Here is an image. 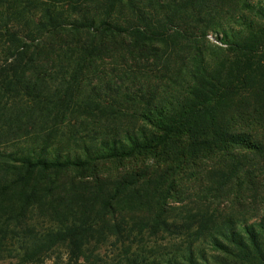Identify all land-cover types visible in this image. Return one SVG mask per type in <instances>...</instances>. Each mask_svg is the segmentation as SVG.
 <instances>
[{
  "label": "trees",
  "instance_id": "obj_1",
  "mask_svg": "<svg viewBox=\"0 0 264 264\" xmlns=\"http://www.w3.org/2000/svg\"><path fill=\"white\" fill-rule=\"evenodd\" d=\"M144 1L0 0V263L63 251L82 264L100 246L194 230L211 253L188 247L168 264H264V212L164 210L203 157L214 189L235 183L240 203L258 193L264 0ZM143 155L152 162L94 174ZM82 170L93 176L67 175ZM130 206L148 212L132 220Z\"/></svg>",
  "mask_w": 264,
  "mask_h": 264
},
{
  "label": "rangeland",
  "instance_id": "obj_2",
  "mask_svg": "<svg viewBox=\"0 0 264 264\" xmlns=\"http://www.w3.org/2000/svg\"><path fill=\"white\" fill-rule=\"evenodd\" d=\"M144 3L145 1L142 0ZM217 34L211 32L207 35L211 42L218 44L216 38ZM152 162L148 161L145 155L135 156L133 159H118L107 160L99 163L95 167L94 174H99L102 178H114L118 173L131 166H139ZM213 164V159L209 157L201 158L197 164L188 169L186 173L177 179L175 185L170 193L166 196L164 210L169 218L181 219L187 212L193 210H202L208 208L209 210L217 209L215 213L219 215H228L236 217H244L248 220H254L262 212H264V175L260 178L261 185L258 188V193L255 196L252 191H244L240 196L241 203L238 201L239 194L238 188L235 183L228 185L222 191L214 189L211 182L215 179L214 175H210V170ZM68 177L74 180L82 181V179H89L93 174L89 170L70 171ZM67 180L66 178H63ZM228 188V189H227ZM148 211L146 208H135L130 206L122 213L127 217L131 216L132 220L137 219L139 216H145ZM130 218V217H129ZM136 231V229L134 228ZM194 243V246H187L189 243ZM188 247L204 248L208 253L210 247L202 237H197L193 231H188L183 236L169 238H159L157 240L147 239L144 246H100L96 248L90 260L82 262V264H125V260L135 258L134 263L140 264H168L166 261L179 259V254ZM211 261V258L208 259ZM14 259L4 260L0 264H11ZM45 264H70L67 262V257L60 251L58 257L53 256L47 260ZM75 264V263H71ZM80 264V263H79Z\"/></svg>",
  "mask_w": 264,
  "mask_h": 264
}]
</instances>
